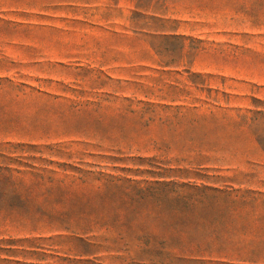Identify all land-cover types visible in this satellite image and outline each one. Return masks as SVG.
Wrapping results in <instances>:
<instances>
[{
  "label": "rangeland",
  "instance_id": "rangeland-1",
  "mask_svg": "<svg viewBox=\"0 0 264 264\" xmlns=\"http://www.w3.org/2000/svg\"><path fill=\"white\" fill-rule=\"evenodd\" d=\"M0 264H264V0H0Z\"/></svg>",
  "mask_w": 264,
  "mask_h": 264
}]
</instances>
